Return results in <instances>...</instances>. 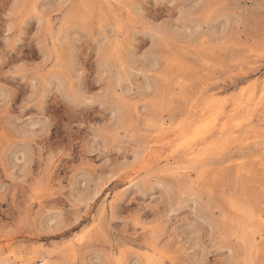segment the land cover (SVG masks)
<instances>
[{
	"label": "rangeland",
	"instance_id": "obj_1",
	"mask_svg": "<svg viewBox=\"0 0 264 264\" xmlns=\"http://www.w3.org/2000/svg\"><path fill=\"white\" fill-rule=\"evenodd\" d=\"M262 96L264 0H0V264H264Z\"/></svg>",
	"mask_w": 264,
	"mask_h": 264
},
{
	"label": "bare ground",
	"instance_id": "obj_2",
	"mask_svg": "<svg viewBox=\"0 0 264 264\" xmlns=\"http://www.w3.org/2000/svg\"><path fill=\"white\" fill-rule=\"evenodd\" d=\"M264 96H262V98H263ZM247 103V102H246ZM249 103H251V102H249ZM249 103L248 104H246V105H244V106H249ZM253 103V102H252ZM251 103V104H252ZM249 114V113H248ZM245 116V115H244ZM203 122V121H202ZM230 122L229 121H227V122H224V124L220 127L221 128V132L220 133H225L226 131H228L229 130V126H231V124H229ZM232 123V122H231ZM199 124V123H198ZM219 124V123H218ZM217 124V125H218ZM245 124V123H244ZM199 126V125H198ZM220 126V125H219ZM219 126H218V128H219ZM236 126H238V124L236 125ZM235 126V127H236ZM197 129H198V127H196ZM196 129V130H197ZM228 129V130H227ZM203 130L204 131H202L200 134L201 135H199L200 136V142L199 143H193V144H190V146H188V148L190 149V154H194L195 152H197V151H195V147H196V145H200V144H205L207 141H208V139L209 138H214V136H212L213 135V133H212V130H213V128L212 127H210L209 125H204V127H203ZM216 130V129H215ZM233 130V129H232ZM237 130V129H236ZM214 131V130H213ZM235 131V130H234ZM192 138V137H191ZM197 141V140H196ZM195 142V141H194ZM198 142V141H197ZM208 145H209V143H208ZM217 145V144H216ZM207 146V145H206ZM209 147V146H208ZM212 147V146H211ZM210 148V147H209ZM208 149V148H207ZM200 150V149H199ZM204 150V149H203ZM200 153V152H199ZM196 154V153H195ZM201 155V154H200ZM195 156V155H194ZM197 156V155H196Z\"/></svg>",
	"mask_w": 264,
	"mask_h": 264
}]
</instances>
